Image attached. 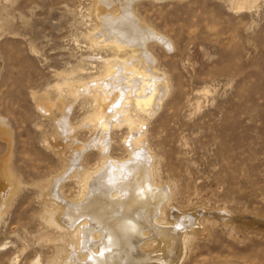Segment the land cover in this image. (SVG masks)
I'll return each instance as SVG.
<instances>
[{
	"label": "rangeland",
	"instance_id": "1",
	"mask_svg": "<svg viewBox=\"0 0 264 264\" xmlns=\"http://www.w3.org/2000/svg\"><path fill=\"white\" fill-rule=\"evenodd\" d=\"M98 5L0 0V167L15 181L0 208V264H63L71 253L73 235L58 227L47 194L57 179L67 201L86 189L65 178L68 160L55 148L64 114L79 143L101 136L82 85L114 55L92 39ZM134 11L171 49L147 44L167 90L152 117L134 107L131 116L143 122L153 179L172 189V210L205 228L186 230L175 264H264V0H142ZM131 133L111 128V159H130ZM80 163L93 174L104 157L94 148Z\"/></svg>",
	"mask_w": 264,
	"mask_h": 264
},
{
	"label": "bare ground",
	"instance_id": "2",
	"mask_svg": "<svg viewBox=\"0 0 264 264\" xmlns=\"http://www.w3.org/2000/svg\"><path fill=\"white\" fill-rule=\"evenodd\" d=\"M140 1L98 0L97 18L101 26L92 39L114 55L103 61V75L82 85L98 105L93 125L102 137L96 136L89 144L79 143L72 137L73 127L67 114L59 123L61 135L55 148L68 160L65 178L71 176L78 181L81 177L86 184L83 196L77 197L79 201H67L60 196L56 185L59 179L47 194L58 209V227L74 238L71 253L63 264H175L187 237L186 230L205 231L193 212L172 210V189L157 185L153 179V157L143 142V122L131 116L134 107L152 117L167 90L163 75L154 69L155 59L148 51V43L155 41L171 49L167 38L136 16L134 5ZM112 7L118 9L116 13L110 12ZM121 124L128 125L134 136L129 141L130 159L117 162L108 155L109 132ZM94 148L102 153L104 164L98 172L87 174L80 161L86 151ZM2 169L0 179L7 186L0 184V208L5 203L3 196L9 195L4 191H11L15 183L13 178L6 179Z\"/></svg>",
	"mask_w": 264,
	"mask_h": 264
}]
</instances>
